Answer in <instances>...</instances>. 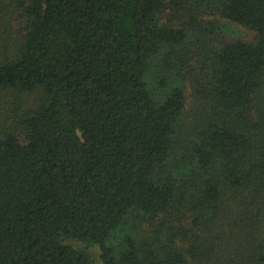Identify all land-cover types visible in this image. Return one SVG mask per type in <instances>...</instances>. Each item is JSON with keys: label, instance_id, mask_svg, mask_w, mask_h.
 Masks as SVG:
<instances>
[{"label": "trees", "instance_id": "1", "mask_svg": "<svg viewBox=\"0 0 264 264\" xmlns=\"http://www.w3.org/2000/svg\"><path fill=\"white\" fill-rule=\"evenodd\" d=\"M68 242L264 264V0H0V264Z\"/></svg>", "mask_w": 264, "mask_h": 264}, {"label": "rangeland", "instance_id": "2", "mask_svg": "<svg viewBox=\"0 0 264 264\" xmlns=\"http://www.w3.org/2000/svg\"><path fill=\"white\" fill-rule=\"evenodd\" d=\"M235 31H237L239 33V37L243 38L245 40H251L253 35L250 33H247L245 31H241L240 29H236ZM69 246H71L72 248L78 249L80 251L85 252L91 261V264H101L99 261V255H98V249L96 247H84L78 243H74V242H68Z\"/></svg>", "mask_w": 264, "mask_h": 264}]
</instances>
